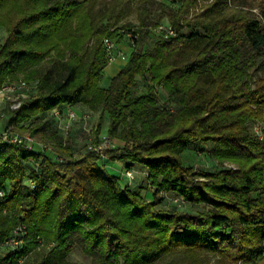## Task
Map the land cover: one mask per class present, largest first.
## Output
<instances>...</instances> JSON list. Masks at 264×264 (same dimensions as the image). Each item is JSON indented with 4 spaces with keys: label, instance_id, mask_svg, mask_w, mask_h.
<instances>
[{
    "label": "trees",
    "instance_id": "trees-1",
    "mask_svg": "<svg viewBox=\"0 0 264 264\" xmlns=\"http://www.w3.org/2000/svg\"><path fill=\"white\" fill-rule=\"evenodd\" d=\"M120 2L0 0L6 32L0 88L23 73L37 91L8 110V127L52 142L47 152L0 143V188L7 192L0 196V244L21 221L29 239L22 264H82L69 259L75 247L91 264H153L177 251L186 253L187 264H204L196 261L200 250L264 264V196L253 195L264 188V140L247 129L248 121L264 116V0H232L234 6L215 0L194 20L186 16L197 0H137L135 26ZM254 4L259 14L251 10ZM165 18L175 35L156 31ZM118 29L133 30L138 39L127 63L102 84L104 40ZM149 36L152 41L140 48ZM138 76L149 83L135 96ZM154 87L166 90L168 105L159 104ZM79 103L102 110L95 143L108 116L109 136L126 144L106 150L105 159L87 146L77 157L70 132L65 138L39 118ZM193 144H210L212 157L236 161L239 169H193L183 158ZM107 160L142 168L138 175L155 196L162 190L176 197L147 200ZM169 199L205 208L160 207ZM4 207L25 215L11 217ZM38 235L53 245L40 246ZM40 247L39 258L27 260ZM9 257L0 256V264Z\"/></svg>",
    "mask_w": 264,
    "mask_h": 264
},
{
    "label": "rangeland",
    "instance_id": "rangeland-1",
    "mask_svg": "<svg viewBox=\"0 0 264 264\" xmlns=\"http://www.w3.org/2000/svg\"><path fill=\"white\" fill-rule=\"evenodd\" d=\"M120 4L121 5H126L127 8H129V12L127 14L126 20H129L131 22L132 26L138 25V12L135 8L136 4H137V0H120ZM158 1H163V0H158ZM215 0H197V2L195 3V6L190 10V12L188 13V15L186 16L187 19L189 20H194L195 15L196 14H200L203 11H205L206 7L208 4L214 2ZM239 2V1H238ZM236 2V3H238ZM256 2V1H255ZM254 2V3H255ZM228 3H230L231 5L234 6V4H232V0H228ZM252 11H254L256 14H259V8L258 6H256V4H254V6L251 9ZM169 20L168 18H165L163 20L160 21V23H168ZM154 35V32L151 31L150 36ZM147 37L144 38L141 43H140V48H146L147 45L149 44V42L152 41V37ZM6 37V32L4 29L0 28V42L3 41V39ZM111 39H113L119 49L123 52L127 51V55H121L119 56L114 62L110 63V65H116L120 63V61H122L124 59V57H126V59L128 60L130 57V54L133 50V48L130 46V43L124 33V29H118L115 33V35H113L112 37H110ZM108 64V63H107ZM119 67V66H118ZM121 69V67H120ZM119 69V70H120ZM118 73V72H117ZM116 73V74H117ZM103 74H104V78L105 81L108 80V75H107V70H103ZM113 74V73H112ZM18 78H22L25 79L26 76L21 73L16 75V77H8L6 80L8 79H18ZM148 79L143 78L141 76L137 77V82L134 85V87L132 88V92L133 95L137 96V95H141L143 93H145L147 91V87H148ZM154 90L157 92L158 97H159V104L160 105H168L167 101V92L166 90L162 87V88H155ZM37 94L36 89L33 90L32 92V96H35ZM86 112V111H85ZM86 113H90L91 114V119L88 121V123L86 124V128H82L78 130V133L75 135V143L77 144L76 146H74L75 152L78 155L83 154L85 152V147L89 144V142L94 141V138L96 136V130L99 127V124L101 122V115H102V110H92V111H87ZM65 115V114H64ZM63 119H65V122L67 123L68 119L67 117H63ZM76 122H73L70 125V128L68 129V132H72V128L74 127V124ZM79 123V122H77ZM108 127H109V118L108 116H105V119H103L102 122V126L99 129L100 130V135L99 136H103V135H109L108 134ZM247 129L250 132V134L253 136L254 139H256L257 141H262L264 140V116L263 117H256L253 118L252 120L247 122ZM62 131H64L65 134V130L61 128ZM120 130H123V126L120 127ZM76 131V130H75ZM83 132V133H82ZM114 143H115V147L121 146L126 144V142L121 139L118 136H112ZM39 140V139H37ZM131 145H133L134 143L131 142ZM196 146V147H195ZM210 144H205V145H196L193 144L191 145L188 149H186L183 153V158L186 162L187 165H192L193 169L197 170V169H202V170H206V171H218L220 169H233V170H238L240 167V164L236 161H232V160H226L224 162H220L218 161L216 158L212 157L210 155ZM27 174L30 173V170L32 168L27 167ZM139 172H141L140 169H137ZM138 175V174H137ZM200 179H206L204 177H201ZM260 179V184L261 186L264 187V173L263 176H261ZM147 184L149 185V183L147 182ZM152 184H150V187ZM154 191V188H152ZM255 197H259V196H264V188H262L261 190L255 191L253 194ZM162 196H167L170 199H173V197L176 196H172L170 193H167L165 191H158L155 198H162ZM168 200L167 204H165L164 202H162V205H160V207H168L173 209L174 207H177L179 209H184V210H188V211H192L194 213H197L201 210H203L205 208L204 204L202 203H191L189 201H172V200ZM42 250H44V248H36L35 250L32 251V253H30L27 257V260H34L35 258H39L41 252H43ZM186 253H184V251H177V252H173L170 254H167L165 256H163L160 260L154 262L153 264H187V262L184 260ZM69 259L72 261H77L80 262L82 264H91L92 260L90 257H87L84 255V253L81 251V249L79 247H75L73 249V251L70 253L69 255ZM196 261H198L199 263H204V264H253L251 262H248L246 260H239L237 262L235 261H230L229 259H227L224 256H221L217 253H214L212 251H208V250H200L198 252V254H196Z\"/></svg>",
    "mask_w": 264,
    "mask_h": 264
},
{
    "label": "built area",
    "instance_id": "built-area-1",
    "mask_svg": "<svg viewBox=\"0 0 264 264\" xmlns=\"http://www.w3.org/2000/svg\"><path fill=\"white\" fill-rule=\"evenodd\" d=\"M158 33H162L164 36H173L176 33L175 27L171 24L161 23L156 27ZM125 35L130 43V45H135L138 39V35L133 30H127ZM104 47L107 62H114L119 56L124 55V52L121 51L117 43L111 38H105ZM33 91V84L26 81L25 79H8L5 80L0 88V119L8 115V110H14L19 108L22 105V102L25 99H28ZM56 114L62 113L60 107L54 108ZM65 115L68 119L66 126L61 127L65 130V138L68 135V129L73 122H83L84 128L86 124L91 119L90 113H79L72 106L65 108ZM0 143H11L15 145H24L30 149L39 148L43 152H47L52 149V142H41L37 140V137L30 133H20L8 127L2 131L0 134ZM115 147L114 140L109 135L101 136L99 143L94 141L89 142L87 145V151L96 152L103 159L107 158L105 151ZM62 158V157H60ZM140 173L136 168L133 167H123L120 170V175L123 179L127 180L128 183H132L137 174ZM31 184L34 185V181L31 180ZM7 194L4 188H0V196H5ZM3 212L11 217L21 218L25 215V212L9 209L8 207L3 208ZM28 237V228L24 222H19L14 229L12 230L10 236L6 238L0 244V256L3 258L12 255L5 262V264H22L25 260V257L21 254L27 247L29 241ZM36 239L40 242V246L51 247L52 243H46L44 239L38 235ZM14 257H17L16 259Z\"/></svg>",
    "mask_w": 264,
    "mask_h": 264
},
{
    "label": "crops",
    "instance_id": "crops-1",
    "mask_svg": "<svg viewBox=\"0 0 264 264\" xmlns=\"http://www.w3.org/2000/svg\"><path fill=\"white\" fill-rule=\"evenodd\" d=\"M127 51L124 52V56L127 55ZM127 59L126 57H124V59L122 61H120L119 64L116 65H110L107 64L105 66V70H107V75L109 77H112L114 75H116L117 72H119L120 67L122 68L126 63H127ZM119 66V67H118ZM113 73V74H112ZM104 75V74H103ZM108 82L105 81V78L103 76L102 78V84H106ZM75 109L80 111V112H85V111H92L91 109H89L86 105L79 103V104H75L74 105ZM65 113H60V114H56V111L54 109L45 112V113H41L39 115V118L43 121H49L52 125L54 126H58L60 129L61 127H64L67 125V123L65 122V119H63V117H66V115H64ZM9 114L0 119V134L2 133V131L4 129H6L9 126ZM28 122H25V124H28ZM82 128V124L79 123H75L74 127L72 128V132L70 131V137L72 140V144L73 146H76L77 144L75 143V135L78 133V130ZM76 130V131H75ZM83 133V132H82ZM107 165L108 167L114 172V173H119L120 170L125 167L126 162L123 160H107ZM138 169L143 170L142 168L138 167ZM132 188L134 189H138L141 192V195L143 197H145L147 200L149 201H153L155 199V194L153 189L147 184V180L145 179V176L143 174H139L136 176V178L132 181Z\"/></svg>",
    "mask_w": 264,
    "mask_h": 264
}]
</instances>
